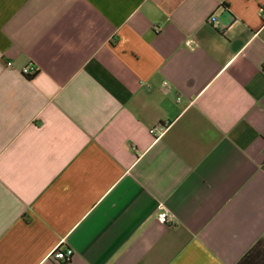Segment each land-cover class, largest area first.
Returning <instances> with one entry per match:
<instances>
[{"label": "crops", "instance_id": "obj_1", "mask_svg": "<svg viewBox=\"0 0 264 264\" xmlns=\"http://www.w3.org/2000/svg\"><path fill=\"white\" fill-rule=\"evenodd\" d=\"M263 6L0 0V264H238L264 238Z\"/></svg>", "mask_w": 264, "mask_h": 264}, {"label": "built area", "instance_id": "obj_2", "mask_svg": "<svg viewBox=\"0 0 264 264\" xmlns=\"http://www.w3.org/2000/svg\"><path fill=\"white\" fill-rule=\"evenodd\" d=\"M261 15L264 20V6L261 8ZM210 21L215 23L216 18L214 16H211ZM37 71L38 69L33 63L26 65L22 70L23 74L28 78L34 77L37 74ZM151 132L155 133V130L153 129L151 130ZM162 133L163 130H160L158 132V135H161ZM158 219L162 223H167L173 220L172 216L165 211L159 213ZM73 254H74V250L72 248H68L67 250H62L59 246L52 252L51 257L55 260L57 264H64L65 262L69 261L72 258Z\"/></svg>", "mask_w": 264, "mask_h": 264}, {"label": "trees", "instance_id": "obj_3", "mask_svg": "<svg viewBox=\"0 0 264 264\" xmlns=\"http://www.w3.org/2000/svg\"><path fill=\"white\" fill-rule=\"evenodd\" d=\"M238 264H264V238L259 240Z\"/></svg>", "mask_w": 264, "mask_h": 264}]
</instances>
